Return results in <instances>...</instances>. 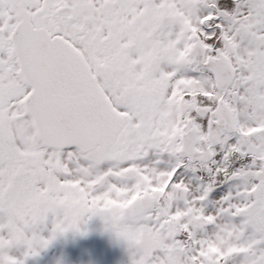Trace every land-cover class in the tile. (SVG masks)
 Here are the masks:
<instances>
[{
	"label": "snow or ice",
	"instance_id": "obj_1",
	"mask_svg": "<svg viewBox=\"0 0 264 264\" xmlns=\"http://www.w3.org/2000/svg\"><path fill=\"white\" fill-rule=\"evenodd\" d=\"M92 217L131 264H264V0H0V264Z\"/></svg>",
	"mask_w": 264,
	"mask_h": 264
},
{
	"label": "flooded vegetation",
	"instance_id": "obj_2",
	"mask_svg": "<svg viewBox=\"0 0 264 264\" xmlns=\"http://www.w3.org/2000/svg\"><path fill=\"white\" fill-rule=\"evenodd\" d=\"M84 227L83 233L57 236L26 264H131L127 244L106 230L99 217L88 219ZM42 234L47 236V229Z\"/></svg>",
	"mask_w": 264,
	"mask_h": 264
}]
</instances>
